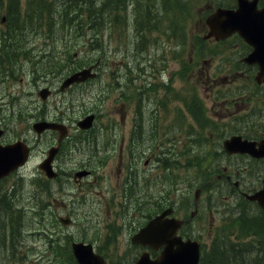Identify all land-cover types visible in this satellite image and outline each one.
Wrapping results in <instances>:
<instances>
[{"label": "rangeland", "instance_id": "374dc122", "mask_svg": "<svg viewBox=\"0 0 264 264\" xmlns=\"http://www.w3.org/2000/svg\"><path fill=\"white\" fill-rule=\"evenodd\" d=\"M19 1L21 9L26 12L27 1ZM42 1L53 10L58 7L54 19L52 20L46 12H42L41 17L37 16L34 20L37 14L30 12L32 20L19 21L16 24L18 30L16 28L13 30L18 35L15 37L7 35L6 41L7 43L11 41L10 47L15 50L9 61H6L11 65L7 66V69L11 67L12 70L6 73L3 63V71H0V114L6 117L8 127L5 140L21 135L34 147L22 177L17 173L13 175L12 182L18 178L22 179L18 181L15 192L12 194L11 191L0 210L1 224L9 226V229L6 227L4 234L0 235V264H50L55 254L54 249L47 246V235L53 239L59 237L63 243L64 238L91 241L97 238L99 248L110 255L111 259L129 260L136 253V248L129 243V234L134 228H131L133 224L128 222L131 217L135 224L141 220L140 209L149 205L146 193L142 194L144 199L139 201L141 191L135 192V187H131L132 184L139 186L140 175L137 174L138 179L136 177L138 169L132 166L131 172L135 173L132 174V184L127 181L131 166L129 160L136 158L141 161L143 151H146L147 155H154L160 162L159 172L157 165L159 162L153 164L155 167H150L157 173H154V177L151 175V183L147 185L152 188H146L153 200L162 194L161 190H169L171 184L173 192L168 196L181 206L182 201L190 200L191 195L194 197L195 188L203 185L204 190L198 203L199 215L192 223L191 231L201 240L204 250L209 249L218 232L224 231L227 234L229 232L232 238L238 235L239 231L235 228L234 222L241 206H244L243 202L238 201L235 204L233 199L227 196L230 193L229 189L216 179L218 169L215 171L210 169L211 163H215V168L218 166L219 169L222 168V164H227L222 156L217 157L207 150L208 143H216L217 138L221 136L219 137L217 133L212 138L208 134V140L203 133L195 135L199 127L191 118L177 120L175 124L167 121L147 123L144 129L140 126L137 131L135 125L131 124L133 110L137 106L136 93L126 97L129 89L125 85L119 86L123 81L122 77H128L131 83L135 81L138 73L135 68L138 62L148 68L149 73L146 75L154 81V86L143 88V92L157 93L154 88L155 85H160L161 75L166 74L164 78L167 80L174 72L173 93L176 99L169 104L175 106V110L182 111L186 103L192 102L198 93L202 103L207 107V118L211 121L203 127L217 125L214 117L216 110L211 107L218 104L219 92H214L215 87L212 86L214 84L207 82L200 72L202 67L208 65L204 61L206 56L198 58L192 54L191 44V41H199V35L205 30L203 24L205 10L209 3H213L212 0H190L191 3H188L189 0H172L182 7H171V0H151L156 6L159 5L163 14L159 15L160 30L152 33L157 35V38L151 40L147 46L158 47L164 53L160 51L159 54L155 52L154 56H149L148 53L131 57L129 59L132 60L128 59L130 66L124 71L123 55L116 52L119 44L123 42L125 46L124 32L115 30V40L108 41L107 44L102 43V47L107 49V58L103 60L98 78L74 91L56 93L46 102L37 95L38 89L45 86L58 88L62 79L72 72L73 68L95 62L100 45L94 41L91 44L87 40V37L90 38L93 34L88 27H75L79 23L78 20L84 21L87 15L76 19L63 17V26L60 23L61 11L65 7L63 4L72 0ZM138 1L140 5L149 3L147 0ZM78 2L79 0H76V3ZM130 3L135 1L130 0ZM191 4L194 6L190 7ZM5 5L4 3L3 7ZM1 14H7V10H3ZM181 18L184 23L179 20ZM105 20L104 17L99 18L101 23ZM154 21L155 18L152 16L144 17L143 24L150 29ZM14 24V21H11V25ZM106 25L103 24L96 30ZM3 31H8V26L1 24V52L6 47V43L1 40V37L6 35ZM169 31L174 37L172 43L168 42ZM173 46L176 47L175 57L171 50ZM163 71L165 72L162 73ZM195 84L197 87L194 89ZM148 101L149 99H144V102ZM8 102L10 105L6 107L5 103ZM162 106L169 108L167 103ZM90 110L98 113L95 128L87 135L94 140V146L80 138L77 145L71 147L66 145L67 148L61 153L59 163L69 170L84 161L86 165L92 164L90 168L96 171V174L80 185L72 180L63 182L47 180L44 173L37 170L38 162L44 158L45 150L53 140L55 141L56 136L47 133L37 139L35 131L32 130L33 122L39 119V116L43 118L61 116L71 126L72 140L75 134L73 129L76 127L72 120ZM177 123H180V126ZM206 133L211 132L207 130ZM110 153L112 156L108 161ZM169 167L172 171L166 170ZM263 168L262 164H248L245 183L256 181ZM143 171L144 168H140L139 172ZM154 179L158 181H153ZM12 182L9 179L2 190L9 188ZM161 185L163 187L160 189ZM131 190L135 192L131 204L121 205V201L124 202L126 199L124 195ZM160 197V200L165 199L163 196ZM140 202L144 203L141 208ZM45 205L46 208L51 206L45 213V220L42 219L39 223L38 213L35 212L33 215L37 217V222H33L32 206ZM23 207L27 208L26 214L19 210ZM130 209L131 217L126 220L125 225L124 217L129 215L127 213ZM66 215L73 218L72 226L63 225L59 221L60 216ZM139 224L137 223V226ZM42 229L45 233L40 232Z\"/></svg>", "mask_w": 264, "mask_h": 264}, {"label": "flooded vegetation", "instance_id": "af4514ba", "mask_svg": "<svg viewBox=\"0 0 264 264\" xmlns=\"http://www.w3.org/2000/svg\"><path fill=\"white\" fill-rule=\"evenodd\" d=\"M219 3L225 8H238V0H219ZM258 6H260L259 8L264 6V0H259ZM158 9V7L138 6L107 7L106 18L109 24L120 21L122 24L126 23L128 25L142 26L144 17L150 18V16H152V18H155V21L147 31L153 33L154 31H158L157 27L159 26L160 20L159 14H157ZM211 12L212 11L208 9L205 10L203 24L206 32L201 35L203 41L202 45L205 48L206 54L204 61L208 65L202 67L200 72L205 76L207 82H212L214 84L212 86L219 92L218 104L211 108L216 110L214 113L215 122L217 124L216 129L219 137H222V140L219 141L218 148L222 157L228 158L229 164H222V173L218 174V177L224 180L228 185L234 187L236 192L246 198L245 192H255L263 186L264 168L258 179L252 181L253 185H250L251 182L246 184L245 176L243 175V167L241 163H239V159L244 157L250 165L262 164L264 167V158L253 157L248 153L230 154L224 149L223 141L234 135H241L244 139L258 142L264 139V74L262 76L259 75L261 66L258 62H253L248 59L255 47L245 39L242 34L243 32L235 31L220 38L205 36L208 32L206 17ZM109 32L111 35L114 33L112 28H110ZM139 40L141 42L143 39L140 38ZM173 41L174 37L169 36L168 42L172 43ZM154 49H158V47H152V50ZM122 54L123 57H127L126 51H123ZM157 54L159 53L157 52ZM137 55H139V53H137ZM141 55L143 56V52H141ZM150 56H154V52H151ZM144 75L145 74L141 73L142 79L145 78ZM139 85L141 88L137 93V103H143L144 99H150L154 93L143 92V88L145 86L149 88L154 85L153 83L147 85L141 83ZM129 95L130 94H128V96ZM138 109V112L141 114L138 120L146 123H157L168 120L171 113L170 108L165 109L159 105L154 106L149 104L146 106L139 104ZM210 116L212 117V115ZM76 131L79 133H87V131L79 129H76ZM47 133L59 135L58 131L51 129L46 130L43 134ZM69 142H71V139L68 135L62 141L61 148L63 149ZM142 153L143 156L141 160L146 158L143 162V166H146L149 164L150 159L146 155V151ZM58 162L59 160L56 158L54 165L58 172H66L67 170L58 165ZM132 162L135 165L138 159L135 158ZM84 167H86L85 164ZM146 188L147 187L142 186L141 194L145 192L147 198H149L150 195ZM149 202H154V200L149 198ZM252 202L257 205V201Z\"/></svg>", "mask_w": 264, "mask_h": 264}, {"label": "water", "instance_id": "95a60500", "mask_svg": "<svg viewBox=\"0 0 264 264\" xmlns=\"http://www.w3.org/2000/svg\"><path fill=\"white\" fill-rule=\"evenodd\" d=\"M210 34H219V30L225 31L236 30L239 24L237 11L218 9L209 19ZM246 25L248 22L246 21ZM264 27V25H263ZM264 35V34H262ZM252 41V40H251ZM259 52H264L262 49ZM252 58L257 60L256 55ZM264 62V59H261ZM95 75L92 72V66L84 68L71 76H69L63 86H68L74 82L84 81L89 77ZM48 90L45 89L41 92L43 97L47 94ZM93 120V115L88 116L82 125L83 127L90 126ZM47 126H54L46 122H38L35 129L41 132ZM1 134V131H0ZM240 137H234L226 141V145L233 149V151H248L254 156H264V141L260 143L259 148L256 147L254 142L241 141ZM56 150V149H55ZM29 149L22 141H16L12 144L2 146L0 145V178L9 174L11 170L24 163L28 157ZM47 170L49 176H53L49 164L43 166ZM251 199H257L261 206L264 208V189L257 192L255 195L250 196ZM172 209H166L161 214L151 219L147 225L140 229V231L133 237L135 242L148 243L152 246L159 247L164 245L161 254L151 259L149 253L143 252L139 260L135 264H199L200 261V245L198 241L191 239L183 240L182 237L177 235V229L181 221L175 217H169ZM73 252L79 264H107L104 258L95 253L91 243L84 241H74Z\"/></svg>", "mask_w": 264, "mask_h": 264}, {"label": "trees", "instance_id": "16d2710c", "mask_svg": "<svg viewBox=\"0 0 264 264\" xmlns=\"http://www.w3.org/2000/svg\"><path fill=\"white\" fill-rule=\"evenodd\" d=\"M4 1L5 0H0V20L3 16L1 14L2 11L7 10V21L10 22V25L11 21L15 23L13 26H8L9 32L3 35L4 37L7 35H11V37L17 36L18 33H16V31L13 32V30H15L14 28L18 30L16 24L19 21L32 20L30 12L37 14L33 18L34 20L37 19V16L41 17L42 12L49 14L53 20L57 13L56 9L58 8L53 10V8L47 7L42 0H30L25 5L26 12H23L19 0H6V6L3 7ZM79 3L83 5V1H79ZM188 3H190V1ZM72 7L77 8L75 5ZM79 7L81 8V5H79ZM93 9L94 11L89 13V16L94 19L101 18L102 14L99 13L98 8L94 7ZM1 40L6 42L7 38L1 37ZM11 43L10 41L8 47H5L2 52L0 50V71H3V63L4 67L10 64L6 63V61H9L12 57V52L14 50L10 47ZM16 46L17 45H15V47ZM242 204L244 206H241L234 222L235 228H238L239 231L238 235H234L232 238L229 232L228 234L224 231L218 232L217 238L214 239L211 248L203 253L201 264H264V210L253 206L247 201H244ZM6 210L11 211L9 208H6ZM1 228L2 226L0 223V232L2 233ZM69 250L70 249L66 248L62 253L64 264L68 263L66 258L67 253L68 260L74 261Z\"/></svg>", "mask_w": 264, "mask_h": 264}]
</instances>
